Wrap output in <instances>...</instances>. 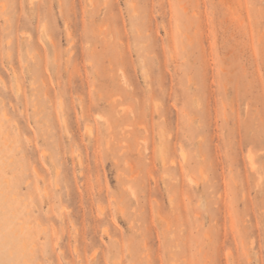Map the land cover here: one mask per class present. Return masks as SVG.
I'll return each mask as SVG.
<instances>
[{"label": "rangeland", "instance_id": "374dc122", "mask_svg": "<svg viewBox=\"0 0 264 264\" xmlns=\"http://www.w3.org/2000/svg\"><path fill=\"white\" fill-rule=\"evenodd\" d=\"M0 264H264V0H0Z\"/></svg>", "mask_w": 264, "mask_h": 264}, {"label": "bare ground", "instance_id": "6f19581e", "mask_svg": "<svg viewBox=\"0 0 264 264\" xmlns=\"http://www.w3.org/2000/svg\"><path fill=\"white\" fill-rule=\"evenodd\" d=\"M252 157H253V156L250 155V159H251V161L253 162V158H252Z\"/></svg>", "mask_w": 264, "mask_h": 264}]
</instances>
